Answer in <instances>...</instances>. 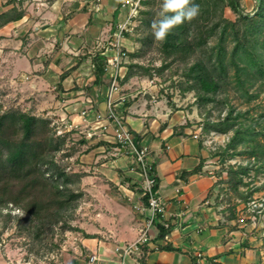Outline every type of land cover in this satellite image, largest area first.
Here are the masks:
<instances>
[{
	"label": "crops",
	"instance_id": "obj_1",
	"mask_svg": "<svg viewBox=\"0 0 264 264\" xmlns=\"http://www.w3.org/2000/svg\"><path fill=\"white\" fill-rule=\"evenodd\" d=\"M91 2L54 0L45 11L33 9L34 15L25 13L19 20L0 27V63L3 67L15 75L24 74L20 72L22 69L31 73L26 76H30L29 91L36 95V106L45 102L49 106L45 108L46 113L58 114L67 124L76 125L83 131L85 125L79 111L88 104L98 111L106 110V83L96 85L93 73L80 77L77 71L72 74L73 78L69 74L62 80L63 90H54L62 71L75 65L77 70L92 67V64H86L87 60L83 62L82 57L76 56L80 41L93 49L102 35L101 13L93 12ZM39 3L44 1L39 0ZM118 4L119 0H102L101 10L113 15L119 9ZM63 5L69 7V13L59 11ZM39 11L38 19L35 15ZM119 14L120 11L116 21ZM124 40L128 46V40ZM52 41L59 42L60 48L52 49ZM127 50H133L132 44ZM88 51L92 53L93 50L89 48ZM71 81H76L74 87L69 86ZM12 82L16 83L13 79ZM86 84H89L87 89L83 87ZM122 89V94H116L114 109L125 126L138 136L139 144L147 147L157 177V190L165 201L164 218L171 226L168 239L164 238L160 243H168L174 248L149 252L145 264H211V261L244 264V253L238 254L243 247L237 241L240 230L232 227L234 219L225 216V211L215 200L216 177L213 173L208 174L207 151L198 138L193 137L195 111L181 107L177 98L168 101L157 91L156 77L131 76ZM124 102L128 104L123 106ZM111 130L109 126L99 138L82 143L73 163L75 169L87 172L81 176V189L83 196L91 199H84L83 203H91L93 208L83 210L89 212L94 221L79 227L92 234V237L82 238L81 242L97 245V264H119L120 255L113 246L135 240L147 215L132 208L139 200V192L133 189L141 184L140 170L122 148L111 146ZM96 141L97 146L93 145ZM199 165L200 169L193 172ZM89 226L95 230L89 231ZM129 264L136 263L130 261Z\"/></svg>",
	"mask_w": 264,
	"mask_h": 264
},
{
	"label": "trees",
	"instance_id": "obj_2",
	"mask_svg": "<svg viewBox=\"0 0 264 264\" xmlns=\"http://www.w3.org/2000/svg\"><path fill=\"white\" fill-rule=\"evenodd\" d=\"M23 1L6 0V7L0 12V27L23 17ZM147 3L149 0H140L142 5ZM193 3L200 6L199 15L191 21H185L174 27L166 40L159 41L157 50L164 58V64L156 68V71L160 73L164 67L170 65L166 59H179L186 63L191 55L195 54L196 56L198 53L199 55L188 64L183 73L186 79L185 85L180 87V91L182 93L194 91L196 103L199 105L215 100V94L225 82L226 62L228 61L238 66V61L241 59L243 61L241 70L245 67L248 70L254 68L253 73L264 78L263 58L256 54L257 47H264V31H262L264 27V0L257 1L254 16H249L247 12H243L238 0H193ZM225 7L234 11L236 14L234 20H229L223 16ZM118 11L117 8L112 15L113 26L111 30L115 28ZM140 13L150 16L152 14L149 10L139 8L136 17ZM141 22L146 25L150 23L149 18L146 17ZM261 31L263 38H259ZM123 36L129 37L128 32L123 31ZM214 36H217L218 40L213 46H208L209 38ZM150 40L149 36L141 39L142 49L140 48L142 45L130 52L123 49L125 52L121 63L125 65L126 71L118 80L119 89L117 93L122 94L124 92L122 86L131 76L136 74L138 76L140 73L151 77V69L135 61L136 58H140L146 53L145 49L150 46ZM227 40L230 41L231 45L229 51L225 44ZM100 51L96 50L91 56L93 83L96 85L109 84V77L105 70L107 61L105 56L100 54ZM75 68L76 65L62 71L59 74L56 87L63 90L62 80ZM237 78L240 80L239 76ZM162 89L163 87L159 91L162 92ZM164 95L168 101L171 100L172 92H166ZM127 104L128 102H124L123 106ZM239 114H233L232 109H230L222 118L204 122L202 129L205 131L213 130L223 133L229 128H233V133L226 147L219 153L231 156L234 152L227 151L234 149L237 143L246 141L249 136L254 138L259 133L264 135V132L257 131L250 125L242 127V123L237 120ZM258 120L260 121L259 117ZM58 127L54 126L50 119L39 116L30 109L6 108L0 101V217H3L5 221L14 217L18 223L22 224L27 235L33 238H40L46 230H52L56 225L65 230L81 232L84 238L92 237V234L86 233L83 228L73 226L70 223L79 206V201L84 195V192L74 187L73 183L74 181L80 182L82 174L87 172L82 170L70 172L68 170L70 164H62L57 159V154L64 150L65 136L72 140L74 145L72 150L80 147L82 143H86L88 139L84 137V133L76 128L58 132ZM74 135H77L78 138H75ZM134 138L138 142V136L134 135ZM198 140L202 146L199 137ZM93 145L97 146V141ZM116 145L113 143L111 146ZM72 150L63 156L68 157ZM258 150L259 148L254 146L246 153L256 155ZM131 162L134 163L136 169H139L137 162ZM200 166L192 171H198ZM246 170L247 167L241 165L237 168L230 167L228 169L229 187L232 190L237 191L238 184L242 183L240 172ZM154 178L155 188H157L155 174ZM133 190L140 192L141 187H134ZM139 200L146 204L147 195L140 196ZM11 208L20 210L21 214L16 213L12 216L9 211ZM4 209L9 210L4 212ZM165 222L166 220L161 214L154 215L153 225L157 229L156 236L148 242L139 243L138 251L131 252L128 258L129 262L145 264L149 252L157 249H174L168 243H160L171 229L169 224L165 226ZM211 264L220 263L211 261Z\"/></svg>",
	"mask_w": 264,
	"mask_h": 264
},
{
	"label": "rangeland",
	"instance_id": "obj_3",
	"mask_svg": "<svg viewBox=\"0 0 264 264\" xmlns=\"http://www.w3.org/2000/svg\"><path fill=\"white\" fill-rule=\"evenodd\" d=\"M43 1L44 3H39V0H24L22 4L24 14L32 12V15H34L33 9L45 11L46 6L54 0ZM257 1L238 0V3L243 12H247L249 16H254ZM5 2L6 0H0V12L5 9ZM160 5L161 0H149L147 4H140L139 8L149 10L152 14L150 16L140 13L138 17L135 16L132 19L128 25L130 29L127 31L129 37H122V47L127 50L129 45L132 44L133 49H137L141 45L140 48L142 49L143 44L141 39L145 36L151 38L149 41L150 46L145 49L146 53L140 56V58H136L135 61L151 69V77H156L157 91L159 93L166 94V92H172V98H177L176 102H180L181 107L183 106L185 109L195 111L196 119H194L193 124L195 125V132H197L208 154L207 159H209L208 163L210 166L207 171L209 172L208 174L213 173L216 177L215 190H213L215 194L214 198L220 203L223 212L225 211V216H231L234 219L232 227L240 230L241 235L237 241L245 248L242 247V251L238 254L242 255L244 253V264H264V135L259 133L254 138L251 136L247 137L246 141L237 143L234 149L227 151L234 152L233 155L229 156L219 152H222L226 147L233 133V128H229L223 133L202 129L206 120L216 121L232 109L233 114L240 113L237 120L242 123V127L250 125L255 130L264 132V78L255 75L253 73L254 68L248 70L245 67V69L241 70L240 67L243 65L241 59L238 61V66L228 61L226 62L225 82H223L224 84L215 94V100L204 105L201 102V105L196 103L195 92L185 91V93H182L180 87L185 85L186 78L183 73L186 67L194 61L196 56L199 55L198 53L196 56L195 54L191 55L187 59V62L185 61L186 63L179 59H166V62L170 65L164 67L160 73L156 71V68L164 64V58L160 51L157 50L159 41L154 40L150 26L153 19L159 18L156 14L159 11ZM101 6L102 0H100L98 9L97 7L95 8L94 2H91L93 12H100L103 21L102 35L97 39V44H94V48L92 49L90 45H85L82 41L78 43L82 53L79 51L76 56L82 57L81 60L83 62L87 60L89 63L86 61V64H92L91 56L93 53L96 50H102L101 43L109 40V35L116 30L117 24L121 21L120 19L116 21L115 28L111 30L113 26L112 15H108L105 13V10H101ZM68 8V6L63 5L60 6L59 11L66 13ZM40 11L35 15L38 19L39 15H41ZM223 16L229 20H234L236 14L229 7H225L223 9ZM145 17L149 18V25L141 22ZM26 26V28L30 29L29 25ZM262 31H264V27ZM262 31L259 38H263L264 34L262 35ZM125 38L128 40V46L124 40ZM217 40V36L209 38L208 46H213ZM98 42L100 43L98 44ZM225 44L227 50L230 49V41L227 40ZM50 47L55 50L59 49V42L52 41V46L50 45ZM89 48L93 50L92 53L88 51ZM256 54L260 55V58H263L264 66V47H257ZM123 66L125 73L126 67L125 65ZM237 68L239 69L237 70ZM77 71L80 72V77H86L90 73H93L92 67L90 69L83 67L80 70H77L76 67L71 71L70 76L72 77V74ZM20 72H24V74H16V76L12 71H7L0 63V101L3 106L6 108L18 107L23 110L30 109L33 113L50 119L54 126H59L58 130H66L63 126L67 123L65 120L61 119L58 114L45 112V108H49V106L47 107L44 104L45 102L41 103L40 107L36 106L38 104L35 99L36 95L32 91H29L30 76H26V74L30 75L31 73L23 69ZM18 75L19 79L17 78ZM138 76L148 78L145 74L139 73ZM237 76L240 77V80H238ZM12 79L16 83H13ZM22 81H24V85ZM69 84H71L69 86L74 87L76 81H71ZM106 85L108 86L107 83ZM83 87L87 89L89 88V84L83 85ZM161 87H163L162 92L159 91ZM57 90H59L58 87L54 91ZM76 129L82 130L77 127ZM74 137L78 138L77 135H74ZM254 146L259 148V152L256 155L246 153ZM72 148H74L72 140H69L65 136L64 150L57 154V159L62 164H70V167H68L70 172H77L73 163L81 147H76L75 150H72ZM69 150H72V153L65 158L63 154L69 153ZM239 165L247 167V170L240 172L242 183H239L237 191H234L229 187V175L227 171L230 167L237 168ZM73 186L83 192V189H81V179L80 182L74 181ZM84 199H88L89 201L91 198L82 195L73 219L70 220L73 226H80V224L86 226L85 223L94 221L90 213L83 210L85 207L87 209L93 208L91 203H83ZM7 210L9 209H4L3 211ZM9 211L12 216L16 213L21 214V211L16 208H11ZM81 211H84V213H81ZM87 229L89 231L95 230L91 226L87 227ZM82 238L84 237H82L81 232L65 230L59 225L53 227L52 230H46L40 238H33L27 235L22 224L18 223L14 217L6 221L3 217H0V264H97V245H85L81 242Z\"/></svg>",
	"mask_w": 264,
	"mask_h": 264
},
{
	"label": "built area",
	"instance_id": "obj_4",
	"mask_svg": "<svg viewBox=\"0 0 264 264\" xmlns=\"http://www.w3.org/2000/svg\"><path fill=\"white\" fill-rule=\"evenodd\" d=\"M95 8H99L100 0H93ZM140 7V0H120L119 3V19L121 20L116 30L109 35L107 42H102V50L100 54L106 58L105 70L109 77V84L106 93V110L104 112L98 111L92 105H85L79 111L81 122L85 125V130H80L84 133L86 139L99 138L108 127L111 126V134L113 143L117 149L122 148L123 151L131 158V161L137 162L139 165L142 181L140 184L141 191L139 198L142 195H147V202L143 204L140 200L132 204V208L142 214L147 215L143 218V227L140 234L135 240L130 243L117 244L114 250L120 255L119 264H128V258L131 252L138 251L139 243L148 242L157 234V229L153 225V217L155 214H165V201L155 188L154 172L147 154V147L135 141L134 134L125 126L121 116H119L115 109V99L118 92V80L124 75V66L121 63L124 56L123 45L121 43L123 31H128L129 24L136 16ZM100 42H98L99 44ZM66 130L76 128V125L66 123L63 125ZM98 130V132H97ZM61 130H58L60 132ZM194 138H198L197 132L193 133ZM165 226L168 225L166 221ZM168 239V235L164 237Z\"/></svg>",
	"mask_w": 264,
	"mask_h": 264
},
{
	"label": "clouds",
	"instance_id": "obj_5",
	"mask_svg": "<svg viewBox=\"0 0 264 264\" xmlns=\"http://www.w3.org/2000/svg\"><path fill=\"white\" fill-rule=\"evenodd\" d=\"M200 6L193 0H161L158 19L151 22V32L156 41H164L171 30L184 23L191 21L199 15Z\"/></svg>",
	"mask_w": 264,
	"mask_h": 264
}]
</instances>
